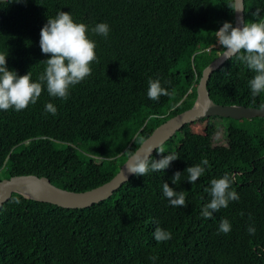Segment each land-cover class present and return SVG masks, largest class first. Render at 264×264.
<instances>
[{"label":"trees","instance_id":"obj_1","mask_svg":"<svg viewBox=\"0 0 264 264\" xmlns=\"http://www.w3.org/2000/svg\"><path fill=\"white\" fill-rule=\"evenodd\" d=\"M232 2L0 0V54L8 70L30 72L39 82L42 61L50 58L41 51L40 30L59 11L88 27L97 57L66 100L42 84L35 104L0 110V181L35 174L80 192L109 181L127 160L126 150L140 146L138 138L194 105L203 69L224 51L215 32L225 21L234 26ZM244 16L245 23L264 20V0H244ZM98 23L109 25L107 38L91 31ZM254 75L234 55L212 73L209 94L219 104L259 107L264 92L253 98L248 84ZM149 79L170 95L151 100ZM47 103L55 115L45 111ZM209 118L207 134L187 124L162 145L171 149L150 157L175 154L167 169L134 174L105 201L65 208L14 192L0 208V264H264V117ZM224 118L231 121L227 143L216 146L215 126ZM202 159L208 160L204 174L187 182L185 170ZM177 171L181 179L173 184ZM226 173L239 199L205 218L211 180ZM164 182L185 193L186 207L170 205ZM222 219L231 225L227 234L219 232ZM157 227L171 239L157 242Z\"/></svg>","mask_w":264,"mask_h":264},{"label":"clouds","instance_id":"obj_2","mask_svg":"<svg viewBox=\"0 0 264 264\" xmlns=\"http://www.w3.org/2000/svg\"><path fill=\"white\" fill-rule=\"evenodd\" d=\"M227 7L233 12H240L241 8L233 0ZM257 9L253 16H258ZM97 35L105 38L109 35V25L98 23L91 29ZM88 27L83 23L73 21L70 13L59 11L55 18H48L47 23L40 30L39 45L41 51L50 58L42 61L46 67L39 77V82H32L31 73L18 75L15 71L8 70L6 66V55L0 54V110L14 108L16 111L23 110L28 105L35 104L42 92V84H46L48 93L52 97L67 99L69 89L84 80L91 74V63L97 60L96 44L87 35ZM216 42L224 49V57L238 56L245 62L249 69L255 72L252 79L248 81L251 95L255 98L264 92V20L259 22H243L242 25L233 26L225 21L222 27L215 32ZM243 52V55H239ZM147 95L151 100L158 101L161 96H169L170 92L161 86L158 79H149ZM259 110H264V104L259 105ZM45 111L55 115L56 107L52 103L45 105ZM140 148L129 151L127 158V172L137 176H145L149 171H163L170 166V163L178 157L175 154L162 156L159 160L150 159L153 148L146 151L143 149L145 143L143 138H138ZM159 153H164L160 146ZM208 160L202 159L200 164L188 167L185 172L188 174L189 183H194L204 174ZM181 172L177 171L172 177V183L177 184L181 179ZM232 180L226 173L222 178L211 180L209 189L211 201L204 205L201 215L211 218L213 213L221 208H226L230 201L239 199L236 191L230 190ZM163 195L168 198L171 206L186 207V197L183 191H176L169 187L167 182L163 183ZM243 215V214H242ZM251 218V217H250ZM231 225L227 219H222L219 232L227 234ZM249 234L255 233V228L248 227ZM157 242H164L171 239V233L157 227L153 233ZM156 260L157 257H151Z\"/></svg>","mask_w":264,"mask_h":264},{"label":"water","instance_id":"obj_3","mask_svg":"<svg viewBox=\"0 0 264 264\" xmlns=\"http://www.w3.org/2000/svg\"><path fill=\"white\" fill-rule=\"evenodd\" d=\"M241 11L235 12L234 26L245 22L244 0H236ZM224 57V51L209 63L202 71L197 84V97L194 105L181 113L174 115L159 126L144 139L142 146L146 151L153 148L150 156L157 149L172 138L185 125L195 123L213 116H221L234 119L264 117V110L259 107L244 105H223L215 102L208 90V81L212 73L220 68L228 59ZM141 145L138 147L140 148ZM137 148V149H138ZM127 160L120 170L109 181L86 191H70L54 185L46 176L35 174L15 175L0 181V208L7 202L14 192L38 201L49 202L65 208H86L95 203L105 201L113 195L124 183L130 180L134 174H129L126 167Z\"/></svg>","mask_w":264,"mask_h":264},{"label":"rangeland","instance_id":"obj_4","mask_svg":"<svg viewBox=\"0 0 264 264\" xmlns=\"http://www.w3.org/2000/svg\"><path fill=\"white\" fill-rule=\"evenodd\" d=\"M212 119L207 118L204 120H199L191 125L192 129L196 133L207 134L211 129ZM231 123L229 119H217L215 126V131L213 135V144L216 146L225 145L227 143V129L228 125ZM164 150L171 149L170 147L164 146Z\"/></svg>","mask_w":264,"mask_h":264},{"label":"built area","instance_id":"obj_5","mask_svg":"<svg viewBox=\"0 0 264 264\" xmlns=\"http://www.w3.org/2000/svg\"><path fill=\"white\" fill-rule=\"evenodd\" d=\"M217 45H219V44H217Z\"/></svg>","mask_w":264,"mask_h":264}]
</instances>
